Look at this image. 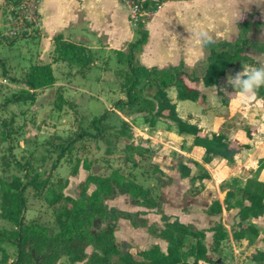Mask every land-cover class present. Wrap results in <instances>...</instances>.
Returning <instances> with one entry per match:
<instances>
[{
  "label": "trees",
  "instance_id": "16d2710c",
  "mask_svg": "<svg viewBox=\"0 0 264 264\" xmlns=\"http://www.w3.org/2000/svg\"><path fill=\"white\" fill-rule=\"evenodd\" d=\"M8 1V0H7ZM162 0L144 1L143 5L154 11ZM260 21L242 20L238 22V36L234 40L214 39V43L204 46L206 56L201 76L190 71L183 62L167 67H145L136 59L142 45L146 42L148 33L143 24L136 28L138 37L128 43L126 51H115L118 63H125L129 71L126 83L122 84L125 98L114 101L113 108L118 111L134 109L142 112L144 124L154 127L156 123L165 118L173 122L179 134H190L192 144L201 147L203 154L201 162L185 159L177 155L176 168L182 178L190 175L194 166L197 168L198 178H209L210 174L203 164L217 159L215 168L218 170L224 165L234 162L236 146L221 133L207 134L195 123L180 118L177 114L176 104L167 94V88L174 87L177 100L197 101L204 99L198 89L201 82L204 86H217L219 78L226 69L235 65L253 66L257 64L247 50L264 53V42L250 40L248 32L251 27L258 28ZM51 61H65L84 67L92 64L93 58L90 50L82 45L64 40L61 34L53 36V50ZM16 81V79H13ZM20 82L25 89L20 95H13L15 101L32 99L35 92L50 86L54 82L52 66L50 63H35L30 65ZM142 84V85H141ZM222 104L227 105L236 93L231 86L227 91L218 90ZM261 107L264 108V87L257 93ZM105 110L91 120V127L95 133L80 131L65 145H61L58 157L68 152L73 144L81 139L94 138L103 135L105 128L101 123L108 117ZM116 138H123L125 160L131 164L132 169L139 163L151 158L153 150L146 138L141 137L135 142L132 126L123 120L116 129ZM249 136L250 129H246ZM81 162V163H80ZM23 174L13 175L6 179L0 175V218L12 225L10 230L0 228V260L7 261L8 253L4 243L15 247V258L11 264H58L62 257H66L71 264H199L204 261L212 264L217 262L218 256L208 253L205 245V233L212 231V251L218 252L221 244L228 239V232L222 222H216L210 228L197 229L190 224L180 222L176 217L171 219L162 210L164 195L154 196L151 191L131 178V173H123L113 169L108 175H94L87 173L78 184L76 197L63 193L65 183L58 189L50 185L49 174L42 180L26 164L15 162ZM256 173L264 168V157L257 160ZM56 166L53 163L52 169ZM79 167L90 170V163L86 159L78 160L72 165L71 175L78 173ZM155 172L161 170L155 166ZM94 188L88 192V187ZM32 188L37 196H44L49 205L54 206V223L51 227L35 219L25 221L26 197L25 190ZM221 189H226L223 199L225 209L238 208L239 221L236 228H232L234 240L245 239L252 244L260 233V229L249 220L264 214V177L261 180L246 179L243 185L232 180L222 181ZM117 194L128 195L136 205L154 209L160 214L163 223L158 226L148 223L143 217L144 211H127L115 206H109L106 200ZM206 212L210 215L221 213V203L213 200ZM120 218L128 219L133 227H142L155 237L167 242L163 252L158 244H152L148 249L138 250L139 259H135L126 242H119L115 236ZM264 241V229L262 231ZM189 241L185 248V242ZM90 248L87 253L86 249ZM252 259L259 264L264 263V251H257Z\"/></svg>",
  "mask_w": 264,
  "mask_h": 264
},
{
  "label": "rangeland",
  "instance_id": "374dc122",
  "mask_svg": "<svg viewBox=\"0 0 264 264\" xmlns=\"http://www.w3.org/2000/svg\"><path fill=\"white\" fill-rule=\"evenodd\" d=\"M5 3L3 2L1 5L0 17V175L6 179H10L13 175L21 176L23 171L16 166L15 162L17 161L28 165L32 172L36 173L42 180L49 174L50 185L55 189L65 183L63 193L76 197L78 184L87 173L108 175L111 170L119 169L125 174L130 172L131 178L148 188L154 196L163 194L165 197V191L173 182L172 176L176 173L177 152L176 148H171L174 144H179L173 134L176 132L175 126L171 121L162 119L157 122L160 124L159 128L157 126L149 128L143 122L142 112H137L134 109L118 111L113 108L115 100L125 98L122 84L126 83L129 77L127 65L118 63L115 53L102 54L96 50H90L93 62L84 67H78L65 61L52 62L53 46L47 51L46 45L43 42H38L39 33L31 37L8 38L9 26L6 25L3 16ZM254 4L255 7L251 8L247 14L241 11L242 18L262 23L258 28L252 26L248 35L250 39L259 40L260 38L264 42V0L263 2L258 0ZM36 27L39 29L38 26ZM255 59L257 64L253 67L264 66V55H257ZM35 63H50L54 82L50 86L36 91L32 99L15 101L13 95H20L22 94L21 91L25 89L20 79L30 65ZM203 66V64H197L192 70L193 73L201 75ZM166 90L168 95H172L171 89L168 90L167 88ZM207 92L210 93L211 89ZM197 104L198 102L195 103L191 100H181L179 109H177L179 110L178 115L181 116L185 109H189L186 110V113L199 116V111L190 109ZM105 110L111 111H109L107 119L101 123L102 127L105 128L103 135L96 139L90 137L78 140L68 152H65L62 157H58L61 145L68 143L76 133L80 131L95 133L91 127V120ZM237 112L239 116L235 117V122L231 126L224 129V124L221 125V130H224L223 132L228 136H233L236 132L246 133V129H248V119L242 116L240 110ZM254 115L256 118L263 119L257 132L264 137V116L261 117L258 112ZM123 120L131 124L132 138L135 142H138L141 137L152 136H149L147 144H151L155 152L151 158L142 160L138 167L133 169L131 164L125 160L123 150L125 140L116 138L114 134ZM159 129L160 131H158ZM251 130L252 128H250ZM232 142L237 147L240 144L237 143L238 145H236L235 141ZM252 157L250 160L252 159L253 163L249 162L250 160L246 161L245 166L239 171L236 170L235 176H230L229 180H235L238 183V181L241 182L246 178L257 179L258 176L253 170L257 157ZM77 159L89 161L90 170L87 171L79 167L78 173L73 176L71 175V168ZM239 160H241L240 156ZM53 163H56V166L52 169ZM156 165L159 166L161 172L154 171ZM189 178H186L182 183L173 182L171 188L173 193H170V203H167V208L170 210H173L174 205H176L175 199L181 194L180 189L183 184L185 186L181 199L186 202L185 208H195L194 211L198 213H200L199 210L203 209L204 200L201 199L200 195L197 196L201 185L196 184L197 182L192 177ZM208 185L209 191L214 189L216 191L214 182ZM93 188V184H90L87 191L90 192ZM215 196L222 197L217 191L211 197ZM25 197V221L35 219L55 227L54 206L49 205L44 196L35 195L30 187L26 188ZM106 203L109 206L135 209L132 199L125 194H117L107 200ZM231 213V215H225L224 218L233 227L237 225L236 221L239 217L234 216V212ZM199 215L194 214L188 220L197 221L196 218ZM220 218L222 222V216ZM257 222L262 225L264 220L258 219ZM225 227L228 228L226 225ZM0 228L10 230L12 225L0 218ZM118 228L117 240L127 242L136 259L140 258L137 255L140 247L148 248L153 244L154 240H146L145 234L141 232L128 233L124 224L120 223ZM129 238L130 240H128ZM185 243L186 248L189 241L187 240ZM255 244L257 245V243ZM221 245L222 248L219 253L215 252V255H219L220 258L218 259L222 264H235L236 261L241 264H256L252 255L257 251H264L262 244L260 248H257L256 245L248 248L246 245L240 244L241 247L236 254L229 238L224 240ZM4 247L8 253V259L5 262L0 260V264H11L15 258V247L10 243H4ZM207 250L212 251L211 244H208ZM86 252H90L89 247ZM240 256L242 257L240 258ZM58 264L71 263L66 257H62ZM76 264H81V262Z\"/></svg>",
  "mask_w": 264,
  "mask_h": 264
},
{
  "label": "crops",
  "instance_id": "0c3cea01",
  "mask_svg": "<svg viewBox=\"0 0 264 264\" xmlns=\"http://www.w3.org/2000/svg\"><path fill=\"white\" fill-rule=\"evenodd\" d=\"M6 1L0 0V17L2 9L1 5ZM144 1L148 2L157 0ZM256 1L258 2V0H162L158 7L150 13L146 21L143 23V27L147 31L148 37L141 49L136 52V59L145 67L155 66L158 68L167 67L169 65H178L180 62H183L184 65L192 71L197 64H204L206 51L204 47H198L195 44L193 39L189 36L190 34L187 31L188 27L194 24L203 26L209 31L214 39L234 40L238 36L237 24L244 20L241 11L244 13L246 12L247 14L251 8L255 7L254 3H256ZM259 1L263 2V0ZM37 14L39 18V29L37 31V34L39 33L38 42H43L47 47V51L53 46V36L56 34H61L64 40L82 45L89 50H96L98 53L102 54L115 53L117 50L126 51L128 43L136 40L138 37L136 29L132 27L128 21L127 8L118 0H39ZM170 32L179 34L177 40L171 38ZM258 41L263 42L260 38ZM247 53L255 61H257L255 59L257 55H264V53H257L251 49H248ZM242 66L248 67L246 65H235L226 69L225 73L219 78L217 86H204L201 82L199 83L198 89L204 95V99L194 101L195 103L198 102V104L193 108H190L191 110L199 111V116L186 113V110L189 109H185V113L183 112L181 116L178 115L183 120L197 124L198 127L209 135L212 133H221L231 141V144H233L232 141H235L236 145H238L237 143H240V146H236L237 150L234 156V162L230 165H224L218 170L215 168L218 163L217 159H213L208 164H203L210 174L209 178H198L197 168L194 166L192 167L190 175L186 178L190 177L189 179H191L192 177L194 181L197 182L196 184L201 185L197 196L200 195V197H202L201 199L204 200V206H202L204 210H199L200 213L194 211L195 208H185L186 202L181 199L184 191V184L180 189L181 194L175 199L176 205H174L173 210L167 208V203H170L169 195L170 193H173L171 192L173 182L182 183L186 180V178L180 176L177 168L176 173L172 176L173 182L165 191V200L162 204L163 212L170 216L171 219L176 217L180 222L190 224L197 229L210 228L216 222H221L220 217L222 216V224L224 227L225 225L228 226V228H225L236 254L238 252L237 250L241 247L240 244L243 246L246 245L248 248L255 246V243L258 245H256L257 248L264 245V241L262 240L264 223L262 222L263 224L260 225L257 222L258 219L264 220V214L258 217H251L247 220L257 225L260 229L258 237L252 244H249L245 239L234 240L232 238V228H236L237 225L233 227L230 226V223H228L224 217L225 215H231V212H234V216L238 217V208L234 207L228 210L225 209L223 199L227 188L224 190L220 188V183L222 181L230 182V176L234 175L236 170L239 171L242 169V167L245 166V162L250 160L252 156L257 157L253 167L255 172L258 165L257 160L264 157V137L257 132L259 130V124L263 121L261 117L264 116V108L261 107L260 100L256 99L246 104H241L236 93L232 96L229 103L224 105L222 104L221 96L218 93V90L221 88H224L227 91L229 86L226 84V77L228 75H234L237 71H241ZM207 88H209V90H207ZM169 89L174 92L171 91L172 95L170 94L168 96L173 102H175L177 110L179 109L181 100L176 99V91L174 87H169L168 90ZM210 89L211 92L208 93L207 91H210ZM237 101L239 102L238 104L236 103ZM238 105H240L239 109ZM239 110L242 112V116L248 119L247 124L250 126H248V128H252V130L250 131L249 136L245 132H236L233 136H228L223 132L224 130H221V125L224 124V129L231 126L235 122V117L239 116L237 112ZM257 112L260 113L261 119L255 117L254 114ZM178 113L179 110H177V114ZM162 119L165 120V118H161L160 120ZM155 126L159 128L160 124L156 123ZM174 130L176 132H173V134L179 144L176 143L174 146H171V148H176L177 155L180 154L185 159L189 158L201 162L203 149L192 144L193 138L190 134H179L176 127ZM158 131H160V129ZM239 133L241 134L239 135ZM149 136L150 135H147L146 139L152 137ZM151 148L153 152H155L153 147ZM239 156L241 160H239ZM252 161L253 160L251 159L249 162ZM156 166L159 168L158 165ZM256 176H258L256 177L257 180H261L264 177V168L259 170L258 173H256ZM246 179L243 180L244 182L238 181L237 184L243 185ZM212 182L215 183L216 191L222 195L221 198L218 196L211 197L216 192L215 189L212 191H209L208 189V184H211ZM216 199L221 203V213L210 215L206 212V209L209 207L210 203ZM120 209L133 212L144 211L145 214L143 217L147 219L148 223H153L158 226L163 225L160 219V214L156 213L154 209H149L136 204L135 209ZM194 214H200L196 218L197 221H193L192 219L188 220V218H191ZM238 221L239 219L237 218L236 222L238 223ZM120 223L124 224V227L130 234L136 232L145 234L146 240H154L153 244H158L160 249L165 252L167 242L164 239L151 235L142 227H133L128 219L120 218L118 220V227ZM118 227L115 231V236H117V233L119 232ZM212 234V231H207L205 233L204 242L206 247L208 244L212 245ZM128 240H130V238ZM148 248L140 247L139 250H145ZM208 253L218 256L215 255V252L210 250H208ZM131 254L133 255L132 252ZM241 257L242 256H240V258ZM199 264L209 263L200 261ZM235 264L241 263H237L236 261Z\"/></svg>",
  "mask_w": 264,
  "mask_h": 264
},
{
  "label": "built area",
  "instance_id": "2783aa9c",
  "mask_svg": "<svg viewBox=\"0 0 264 264\" xmlns=\"http://www.w3.org/2000/svg\"><path fill=\"white\" fill-rule=\"evenodd\" d=\"M128 11V21L135 29L143 24L150 13L144 0H118ZM39 0H8L5 3L3 16L9 26L8 38L31 37L36 35L39 27L37 6Z\"/></svg>",
  "mask_w": 264,
  "mask_h": 264
},
{
  "label": "clouds",
  "instance_id": "9594fccd",
  "mask_svg": "<svg viewBox=\"0 0 264 264\" xmlns=\"http://www.w3.org/2000/svg\"><path fill=\"white\" fill-rule=\"evenodd\" d=\"M187 31L198 47H204L215 42L214 37L203 26L194 24L188 27ZM170 34L173 40H177L179 34L174 32H170ZM226 84L231 86L233 92L237 93L241 104L254 101L257 99L258 90L264 87V66H242L241 71L226 77ZM220 91H226V89L221 88Z\"/></svg>",
  "mask_w": 264,
  "mask_h": 264
},
{
  "label": "water",
  "instance_id": "95a60500",
  "mask_svg": "<svg viewBox=\"0 0 264 264\" xmlns=\"http://www.w3.org/2000/svg\"><path fill=\"white\" fill-rule=\"evenodd\" d=\"M217 262H218V263H220V260H219V259H217ZM220 264H222V263H220Z\"/></svg>",
  "mask_w": 264,
  "mask_h": 264
}]
</instances>
